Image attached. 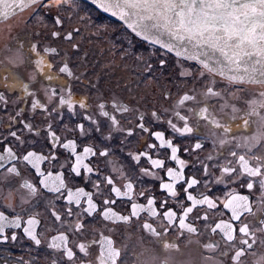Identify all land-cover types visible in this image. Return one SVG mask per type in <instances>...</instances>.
<instances>
[{
	"label": "flooded vegetation",
	"instance_id": "1",
	"mask_svg": "<svg viewBox=\"0 0 264 264\" xmlns=\"http://www.w3.org/2000/svg\"><path fill=\"white\" fill-rule=\"evenodd\" d=\"M81 6L90 7L100 25L88 24L87 20L82 28L74 27L73 20L81 15ZM64 9L68 12L63 14L60 10V14L52 15L51 28L42 30V34L39 30L35 34L30 30L18 32L14 40L0 51V150L11 146L18 157V161H9L0 168V211L10 218L19 215L22 221L35 217L39 223L34 230L41 240L36 245L23 232L26 226L23 223L20 229H6L7 235L15 231L18 238L14 241L0 240V264H82V261L83 264H97L99 245L89 247L86 257L73 246L98 241L102 235L108 237L112 246L119 250L117 264H264V233L261 232L264 225L260 224L264 220V189L258 183H254L253 189H248L249 178L239 174L240 166L237 163L240 155H244L252 166L264 161V125L261 124L264 122V109L260 107L264 102L254 100L257 114L253 116V123L248 117L247 123L238 120L232 124L228 116L230 122L223 124L218 120V106L232 105L233 100L228 93L220 94L218 89L211 87L215 95L202 97L204 93H201L200 99L193 92H184L180 96L168 90L160 92L161 74L173 79L189 77L195 72L198 73L195 78L202 77L206 81L201 74L206 68L200 62L177 57L137 36L86 0H67ZM57 17L60 24L55 23ZM95 25L101 27L95 28ZM112 26L123 27L119 28L121 31H112ZM54 32L59 35L53 36ZM68 33L72 34L71 39L65 38ZM52 48L56 52L46 51ZM120 51L125 53L122 58ZM41 57L51 64V68L37 66L36 62ZM162 60L163 65L160 63ZM180 61L184 64L181 65ZM64 64L69 66L72 76L60 72ZM182 67L185 74L181 73ZM205 71L229 87L239 89L247 99L252 97L251 88L264 85L239 80L233 82L219 73L209 72L208 69ZM49 75L55 79L49 80ZM212 83H215L214 80ZM21 85L28 86V94ZM262 92L264 90L258 92L257 97H264ZM69 93L75 102L72 112L59 102L61 96L67 98ZM185 94L194 99L181 105L179 101ZM34 100H39L45 107L33 109ZM80 101L87 107L81 108ZM202 102L207 107L203 116L199 115ZM101 104L104 105L103 109L99 107ZM117 106L120 111H117ZM124 108L128 111H123ZM104 111L116 117L115 126L102 115ZM154 112L157 113L156 117L152 115ZM177 113L187 119H180ZM213 120L217 123H213ZM140 122L149 132L138 127ZM185 123L193 129L191 133L181 135L171 126L174 124L182 129ZM79 124L84 125L83 133L77 127ZM25 125L30 126L31 130ZM49 126L59 137L55 148L47 135ZM13 131L23 141L22 146H18V142L10 136ZM152 132H163L164 139L172 141L178 159L185 161V180L195 178L201 181L189 192L197 199L207 195L217 204L215 209H210L206 204L193 207L185 222L194 227L195 232L180 229L178 218L171 226L162 218V212L168 208L176 211L178 216L182 214L178 201L183 202L184 207H192V202L186 199L187 194L183 191L186 184L183 181L178 183L175 189L178 195L171 198L167 190L160 188V183L170 182L165 170L153 169L147 157H141L139 161L132 159L133 155L147 151L153 159H164L165 169L172 167L180 170V166L170 159L171 149L167 146L160 148V141L150 134ZM69 140L76 142L78 153H82L86 146H91L97 153L84 161L94 169L92 173H85L83 168L80 176L71 172L75 157L61 147ZM196 143L202 147L197 149ZM149 144H155L157 148L149 149ZM105 150L107 155H99ZM27 151L56 157L41 162L40 169L45 175L48 171L53 175L63 173L66 187L61 192L50 191L39 184L42 177L22 159ZM233 152L236 153L235 157L232 156ZM13 164L19 175L7 171ZM225 167H232L236 171L224 173ZM140 169L155 172L160 179L144 176ZM106 177H111L113 186L121 191L131 181L133 199L129 201L127 197H116L110 193L111 186L106 184ZM98 180L103 194H99L95 187ZM25 182L36 188L35 193L22 187ZM77 188L93 193V200L98 205L96 213L89 216L83 212L87 207L86 197L80 198V205L69 203L67 190L75 192ZM141 192L144 196L139 195ZM234 195L247 196L252 209L244 213L240 221H232L235 243L228 241L219 230H211L221 220H231V211L223 208V203ZM148 197L155 200L154 207L158 212L155 217L144 212L126 223L105 220L100 215L105 207L102 203L105 198L116 201L108 205L114 212L129 215L131 203L146 205ZM162 201H167L163 209L160 208ZM69 209L71 215L68 214ZM53 212L61 217L59 221L52 215ZM146 222L159 235L145 230L143 225ZM76 223L83 225L79 231L75 229ZM244 224L251 227L255 236L237 235L238 228ZM60 232L68 235V246L78 254L72 261L63 256L62 249L49 247L52 237ZM244 238L255 243L250 249L245 246V254L239 261H232L231 257L239 250V240ZM165 243L175 247L165 248Z\"/></svg>",
	"mask_w": 264,
	"mask_h": 264
},
{
	"label": "snow or ice",
	"instance_id": "2",
	"mask_svg": "<svg viewBox=\"0 0 264 264\" xmlns=\"http://www.w3.org/2000/svg\"><path fill=\"white\" fill-rule=\"evenodd\" d=\"M37 2L38 0H0V17L7 19L16 10L26 9L29 5H35ZM61 2H63V0H61ZM92 3L105 13H111L112 16L118 17L119 20L137 36H143L145 40H150L153 44L160 45L167 52H175L177 57L183 56L190 60L199 61L209 72L219 73L221 76H228L229 80L233 82L248 80L264 84V0H92ZM55 23H61L58 17ZM56 35H59V33L54 32L53 36ZM71 36L72 34L68 33L65 38L71 39ZM162 37H167V39H162ZM46 51L56 52V49H46ZM36 63L38 67L43 68L47 66L51 68V64H48L43 57ZM160 63L163 65L164 61L162 60ZM60 72L67 73L68 76L73 75L67 64H64L60 68ZM47 78L49 80L55 79L53 75H49ZM21 86L24 88L25 93L28 94V86ZM208 93L215 95L211 88L208 89ZM53 95H55V93H53ZM261 95L264 96V92H262ZM192 99H194V97L185 94L179 101V104L182 105L185 101ZM59 102L61 105H66L69 112L73 111V104L75 102L70 93L67 95V98L61 96ZM79 104L81 108L87 107L82 101H80ZM32 107L33 109L44 108L45 105L39 100H34ZM99 107L103 109L104 105L101 104ZM260 107L264 109V105ZM120 110V107L117 106V111ZM122 110L128 111L126 108ZM255 111L256 109L253 108V112ZM206 112L207 108H203L200 110L199 115L203 116ZM102 115L109 118L113 126L116 125L117 121L115 116L107 111L102 112ZM152 115L156 117L157 113L154 112ZM177 116L182 120L187 119L186 117L179 116V113H177ZM85 119L91 118L85 117ZM142 120L143 117H141V121ZM169 123L171 124V121H169ZM213 123L217 122L213 120ZM171 126L175 132L181 135L193 131L187 123L184 124L182 129L176 128L174 124ZM25 127L31 130L30 126L25 125ZM77 127H79L83 133L84 125L79 124ZM138 127L144 132H149V129L145 127L143 122H140ZM97 130L99 129L97 128ZM150 134L160 141V148L167 146L171 149L170 159L180 166V170L178 171L176 168L172 167L165 169V160L153 159L147 151L140 152L138 155H133L132 159L139 161L141 157H147L153 169L165 170L170 182L160 183V188L167 190L171 198H176L178 195L175 190L178 183L183 181L186 184L183 191L187 194L186 199L192 202V207H184L183 202L178 201L182 214L178 216L176 211L172 208H168L166 211L162 212V218L168 222L169 226L173 225L178 218L180 229L195 232L196 229L185 222L188 214L193 211V207L206 204L210 209H215L217 208V204L207 195H204L202 199H197L189 192V189H192L195 185L201 183V181L195 178L185 180L183 175L185 161L178 159L176 147L173 146L171 140L164 139L163 132H152ZM47 135L52 141V147L55 148L59 137L55 131L51 130V126H49ZM129 135H131V133H129ZM10 136L18 142V146L23 145V141L20 140L16 132H11ZM61 147L68 150L75 157V163L71 165L70 170L75 173L76 176L81 175V168H83L85 173H92L94 171L92 167L84 162L86 157L95 156L97 154L91 146L84 147L83 152L78 153L76 142L69 140L67 143H63ZM195 147L199 149L202 145L196 143ZM148 148L156 149L157 145L149 144ZM99 155H107V150L100 152ZM232 156L235 157L236 153L233 152ZM22 159L32 165L36 173L42 177V179L39 180V184L44 188L59 193L66 187L63 173L58 172L53 175L51 171H48L47 175H45L40 169L41 162L56 159L54 155H43L37 154L34 151H27V153L22 156ZM9 161H18V157L11 146H5L0 150V168H3ZM237 163L240 166L239 174L249 178L247 183L248 189H253L254 183H258L259 187L264 189V161H259L255 166H252L244 155H240ZM61 166L63 167V165ZM204 167L206 170L207 165ZM7 171L10 174L19 175L15 164L9 167ZM140 171L144 176H155L156 179H160L159 176H156L155 172H151L148 169H140ZM235 171L236 170L232 167H225L223 169L224 173H235ZM105 182L108 186H111L110 193H114L116 197H127L129 201L133 199V184L131 181L124 185V191L113 186V179L111 177H106ZM219 182L218 180L217 183ZM22 187L30 189L33 193L36 191V188L28 182H25ZM95 187L99 194H103L100 192L99 180L95 183ZM139 195L144 196V193L141 192ZM81 197L87 198V207L83 209L84 213L91 216L98 211V205L93 200L92 192H86L84 188H77L75 192H73L72 189L67 190L66 199L69 203L74 202L76 205H80ZM248 199L247 196H230L226 202L223 203V208L231 211V220H221L219 223H216L215 227L211 230L213 232L219 230L228 241H233L235 243L232 221H240L244 213L252 211L248 205ZM102 203L105 207L100 212V215L105 220H117L128 223L131 222L133 218H138L140 214L144 212L151 217L158 215L154 207L155 200L152 197L147 198L146 205L134 202L131 203L129 215H121L114 212L111 207H108L110 204H115V200L105 198ZM166 203L167 201H162L160 203V208H165ZM68 214H72L71 209H69ZM52 215L57 221L61 219L55 212H53ZM206 218L207 217H205V219ZM22 223L26 225L23 227V232L34 241L36 245H39L41 240L34 230L35 225H37L39 221L36 220L35 217H29L26 221H22L19 215L10 218L4 211H0V240H16L18 238L16 232L12 231L9 236L6 234V229H20ZM260 224L264 225V220H261ZM82 227L83 225L81 223H76L75 225L77 231L82 229ZM143 228L155 235H159V233L152 228V225L147 222L144 223ZM167 230L168 229H165V231ZM69 231H71V229H69ZM261 232L264 233V228H261ZM238 234H243L244 237H248L250 235L255 236L256 233L248 224H244L238 228L237 235ZM253 243H255V241L250 243L247 238L240 239L239 250L235 251L231 260L239 261L245 254V246L250 249ZM68 245V235H66L65 232H60L58 235L52 237V242L49 244V247L62 249L63 256L67 257L68 261H72L74 257L78 255L74 252L73 247L78 248L79 253H84L86 257L87 249L92 245H99L100 251L96 257L97 264H117V260L120 256L119 250L112 246V241L103 235L98 241H88L87 244L79 243L75 244L73 247H69ZM164 247H175V245L165 243ZM208 247H212V245ZM53 264H55V262H53Z\"/></svg>",
	"mask_w": 264,
	"mask_h": 264
},
{
	"label": "rangeland",
	"instance_id": "3",
	"mask_svg": "<svg viewBox=\"0 0 264 264\" xmlns=\"http://www.w3.org/2000/svg\"><path fill=\"white\" fill-rule=\"evenodd\" d=\"M66 6L67 0H63V2H61V0H40L35 5H30L26 9L21 10L13 16L0 21V51L4 50V48L14 40L13 37L18 32L25 33L26 30H30L35 34L37 30H39L42 34V30L51 28L50 24L52 23V15L54 13L60 14V10L63 12V14H65L66 12H68L64 9L66 8ZM81 12V15L75 17V20H73L74 27L81 26L82 28L84 25H86L85 21L87 20H89L88 24L100 25L99 19L96 18L95 12L92 11L90 7L81 6ZM74 16H76V14H74ZM123 26H112L111 29L112 31H121L119 28H122ZM94 27L99 28L101 26L95 25ZM123 55L125 56V53L120 51L119 56L122 58ZM2 61H4L3 58ZM180 64L183 65L184 62L180 61ZM183 68L184 67H182L181 69L183 70ZM205 70L203 69L201 74L206 77V81L202 77L195 78L198 76V73L195 72L189 77H175L173 79H169L167 78V75L161 74L160 92L165 93L168 90L169 92L175 93L177 96L184 92H193L197 94L200 99H202L200 97L202 96L201 93H204L202 97H208V89L211 87H215L216 89H218V93H228V96H230L233 100L231 106H223L222 104L218 106L219 121H221L222 123H228L232 121V124H236L238 120L240 123L242 121L246 122V118L249 117L250 123H253V116L256 113V111L253 112V108L257 109L256 104H254V100L257 99L261 102H264V97L259 98L256 95L258 94V92L260 93L261 90H264V85L262 87L261 85H255L254 88H251L250 92H253L252 97L250 99H247L245 95L239 92V89L229 87V85H226L227 83H223L216 77L208 74ZM185 72L186 71L183 70L181 73L185 74ZM213 80L215 83H212ZM254 84H258V82H254ZM220 94H218V96H220ZM230 97H228L229 101ZM262 105H264V103L261 104V106ZM201 108H207L203 102ZM223 109H225V111ZM228 116H230L231 118ZM229 118L231 119L230 121L227 120ZM261 124L264 125V122H262Z\"/></svg>",
	"mask_w": 264,
	"mask_h": 264
},
{
	"label": "water",
	"instance_id": "4",
	"mask_svg": "<svg viewBox=\"0 0 264 264\" xmlns=\"http://www.w3.org/2000/svg\"><path fill=\"white\" fill-rule=\"evenodd\" d=\"M38 1H40V0H38ZM86 1H88V2H90L91 4H93L92 3V0H86ZM94 5V4H93ZM30 6V5H29ZM94 6H96V5H94ZM97 7V6H96ZM98 8V7H97ZM24 10V9H23ZM100 10H102V9H100ZM21 10H16L12 15H10L9 17H11V16H13L14 14H16V13H18V12H20ZM103 11V10H102ZM104 12V11H103ZM106 14H108V15H110L112 18H114V19H116V20H118L119 22H121L122 24H124L122 21H120L119 20V18L118 17H114V16H112L111 15V13H106ZM8 17V18H9ZM2 20H5V18L4 17H0V21H2ZM126 26V25H125ZM127 27V26H126ZM128 28V27H127ZM131 30V29H130ZM143 37V36H142ZM162 39H167V37H162ZM147 41H149L150 43H152L150 40H147ZM155 45H157V46H159V47H161L160 45H158V44H155ZM162 48V47H161ZM165 50V49H164ZM170 53H172V54H175V52H170ZM176 55V54H175ZM183 57V56H182ZM183 58H185V57H183ZM187 59V58H186ZM197 62H199V61H197ZM225 77H228V76H225ZM244 81H248V80H244Z\"/></svg>",
	"mask_w": 264,
	"mask_h": 264
}]
</instances>
